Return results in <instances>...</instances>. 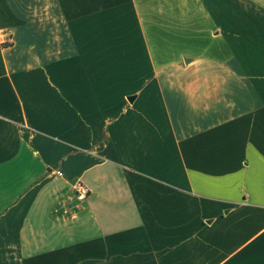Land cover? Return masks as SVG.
I'll return each instance as SVG.
<instances>
[{"label":"crops","instance_id":"0c3cea01","mask_svg":"<svg viewBox=\"0 0 264 264\" xmlns=\"http://www.w3.org/2000/svg\"><path fill=\"white\" fill-rule=\"evenodd\" d=\"M200 1L234 32L132 70L96 0H0V264H264V0Z\"/></svg>","mask_w":264,"mask_h":264},{"label":"rangeland","instance_id":"374dc122","mask_svg":"<svg viewBox=\"0 0 264 264\" xmlns=\"http://www.w3.org/2000/svg\"><path fill=\"white\" fill-rule=\"evenodd\" d=\"M96 1V12L86 14L84 20L95 25L92 35L97 40L98 57L109 58L115 55L114 49L123 47L132 70L180 68L184 57L195 58L216 50V41L208 38L234 32L232 24L213 20L210 16L215 11H207L200 0ZM254 1L247 3V25L254 17ZM121 41L128 44H116Z\"/></svg>","mask_w":264,"mask_h":264},{"label":"built area","instance_id":"2783aa9c","mask_svg":"<svg viewBox=\"0 0 264 264\" xmlns=\"http://www.w3.org/2000/svg\"><path fill=\"white\" fill-rule=\"evenodd\" d=\"M57 174H61L58 170L56 171ZM89 187L83 183V182H78L75 185V197L77 201H82L84 200L87 195L89 194Z\"/></svg>","mask_w":264,"mask_h":264},{"label":"water","instance_id":"95a60500","mask_svg":"<svg viewBox=\"0 0 264 264\" xmlns=\"http://www.w3.org/2000/svg\"><path fill=\"white\" fill-rule=\"evenodd\" d=\"M185 62H188V61L185 60ZM134 98H135L134 95H129V96H127V100H128L129 102H132Z\"/></svg>","mask_w":264,"mask_h":264},{"label":"bare ground","instance_id":"6f19581e","mask_svg":"<svg viewBox=\"0 0 264 264\" xmlns=\"http://www.w3.org/2000/svg\"><path fill=\"white\" fill-rule=\"evenodd\" d=\"M223 9V8H222Z\"/></svg>","mask_w":264,"mask_h":264}]
</instances>
